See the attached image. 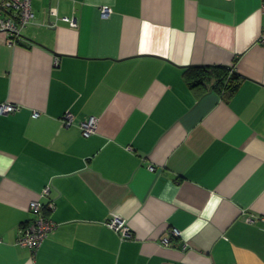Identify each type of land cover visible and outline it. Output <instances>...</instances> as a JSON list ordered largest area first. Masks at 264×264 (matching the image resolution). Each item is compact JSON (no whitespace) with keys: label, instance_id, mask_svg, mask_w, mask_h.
<instances>
[{"label":"crops","instance_id":"1","mask_svg":"<svg viewBox=\"0 0 264 264\" xmlns=\"http://www.w3.org/2000/svg\"><path fill=\"white\" fill-rule=\"evenodd\" d=\"M261 8L33 0L21 41L0 33V105L17 107L0 113V264H264ZM202 67L236 72V92L191 88ZM47 186L58 227L34 255L17 239Z\"/></svg>","mask_w":264,"mask_h":264},{"label":"built area","instance_id":"2","mask_svg":"<svg viewBox=\"0 0 264 264\" xmlns=\"http://www.w3.org/2000/svg\"><path fill=\"white\" fill-rule=\"evenodd\" d=\"M262 12L264 13V0H262ZM112 12V9L105 6L102 9L103 16H108ZM36 18L35 11L33 9V0H0V33H4L8 36V44L14 46L18 44L22 37L24 30L30 25ZM64 21L69 22L72 26H78V21L75 17L65 16ZM49 26H53L51 23ZM260 41L264 43V30L260 37ZM17 110V107L13 104L4 103L0 105L1 114H10ZM39 115L38 112H34V116ZM66 126H72L74 124V115L67 113L62 118ZM98 122L96 118H90L88 121L80 123L83 135L85 137L91 136L96 132ZM50 186H47L42 194L32 200L30 203V211L34 215V219L29 222L25 227L19 231L17 244L29 248L34 255L44 243V241L50 236V234L58 227V223L54 221L48 214V210L54 209L53 202L45 204L42 201L43 197L49 196ZM258 218L251 216L247 220L249 222H255ZM264 223V216L259 217ZM110 226L120 232L122 237H130V229L124 219L115 217L110 221ZM182 232L178 228H172L169 231V235L162 238V244L168 246L174 237H180Z\"/></svg>","mask_w":264,"mask_h":264},{"label":"trees","instance_id":"3","mask_svg":"<svg viewBox=\"0 0 264 264\" xmlns=\"http://www.w3.org/2000/svg\"><path fill=\"white\" fill-rule=\"evenodd\" d=\"M200 71L196 80L189 81V85L193 89L208 86V83L211 84V89H216L225 95L233 94L238 89L241 77L236 72H231L230 68L202 67Z\"/></svg>","mask_w":264,"mask_h":264}]
</instances>
